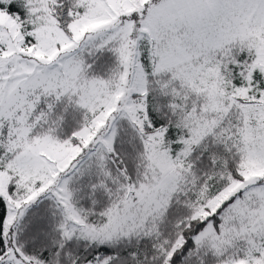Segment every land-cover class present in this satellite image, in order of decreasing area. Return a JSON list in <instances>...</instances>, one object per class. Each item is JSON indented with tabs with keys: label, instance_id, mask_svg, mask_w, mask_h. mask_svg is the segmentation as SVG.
<instances>
[{
	"label": "snow or ice",
	"instance_id": "obj_1",
	"mask_svg": "<svg viewBox=\"0 0 264 264\" xmlns=\"http://www.w3.org/2000/svg\"><path fill=\"white\" fill-rule=\"evenodd\" d=\"M0 264H264V0H0Z\"/></svg>",
	"mask_w": 264,
	"mask_h": 264
}]
</instances>
